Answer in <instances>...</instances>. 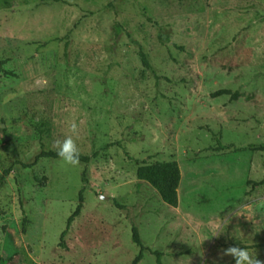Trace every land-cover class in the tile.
Masks as SVG:
<instances>
[{
    "label": "rangeland",
    "instance_id": "obj_1",
    "mask_svg": "<svg viewBox=\"0 0 264 264\" xmlns=\"http://www.w3.org/2000/svg\"><path fill=\"white\" fill-rule=\"evenodd\" d=\"M0 60V264L264 261V0H0ZM72 122L89 162L36 159Z\"/></svg>",
    "mask_w": 264,
    "mask_h": 264
},
{
    "label": "trees",
    "instance_id": "obj_2",
    "mask_svg": "<svg viewBox=\"0 0 264 264\" xmlns=\"http://www.w3.org/2000/svg\"><path fill=\"white\" fill-rule=\"evenodd\" d=\"M143 62L147 64V61L143 59ZM5 60H0V73L4 75H13L11 70H6L3 67ZM230 93L229 89H219L212 93V96H218L221 94H228ZM262 146L261 148H263ZM40 157H48V158H58L55 150H41L37 158ZM89 155L81 154L79 155V161L87 163L90 160ZM136 178L139 180H143L148 182L153 188L157 190L161 199L166 204L176 207L178 204V195L177 189L180 183V168L175 160H162V161H154V162H142L136 168ZM83 204V196L82 190L79 191L78 194V203L71 214L66 219V226L65 229L61 232L59 236V244L63 246L64 238L70 228V225L74 218L79 215L81 207ZM133 240L136 244L139 245L140 250L138 254L134 257L131 264H137L143 256V251L146 247L141 243L137 229L133 227L132 233ZM158 255V252H155Z\"/></svg>",
    "mask_w": 264,
    "mask_h": 264
},
{
    "label": "clouds",
    "instance_id": "obj_3",
    "mask_svg": "<svg viewBox=\"0 0 264 264\" xmlns=\"http://www.w3.org/2000/svg\"><path fill=\"white\" fill-rule=\"evenodd\" d=\"M70 132L72 135H64L62 138L54 139L52 142V148L65 164L75 166L79 163L80 155V150L77 144L79 129L76 122L70 124ZM74 136L76 138H74ZM259 204L264 205V199L260 200ZM221 256H231L234 259L235 264H264V261L258 259L257 255H253L247 247L242 248L238 245L222 249Z\"/></svg>",
    "mask_w": 264,
    "mask_h": 264
},
{
    "label": "crops",
    "instance_id": "obj_4",
    "mask_svg": "<svg viewBox=\"0 0 264 264\" xmlns=\"http://www.w3.org/2000/svg\"><path fill=\"white\" fill-rule=\"evenodd\" d=\"M258 226V225H257Z\"/></svg>",
    "mask_w": 264,
    "mask_h": 264
}]
</instances>
